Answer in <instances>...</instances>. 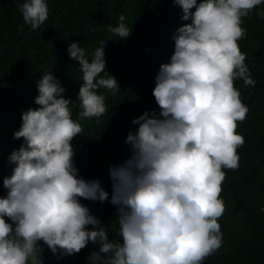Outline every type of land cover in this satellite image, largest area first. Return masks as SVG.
<instances>
[{"label":"clouds","instance_id":"1","mask_svg":"<svg viewBox=\"0 0 264 264\" xmlns=\"http://www.w3.org/2000/svg\"><path fill=\"white\" fill-rule=\"evenodd\" d=\"M172 2L182 9L181 19L191 22L177 28L170 61L155 77L159 111L132 120L138 128L124 141L129 156L108 169L120 239H110L108 226L81 203L108 201L109 193L98 179L79 175L71 141L84 132L80 120L99 122L107 112L99 90L115 95L121 88L105 71V41L91 59L80 42H72L67 52L82 73L77 119L74 101L64 96L52 69L42 73L37 107L21 113L13 138L23 142L10 153L12 172L2 179L7 194L0 197V264H41L38 242L58 258L91 243L88 264H203L222 247L224 169L239 167L237 149L245 140L237 128L249 111L235 81L245 88L257 83L238 44L247 36L242 17L264 0ZM16 6L32 30L48 20L46 0H17ZM257 17L264 19V11ZM125 21L121 14L109 32L129 37Z\"/></svg>","mask_w":264,"mask_h":264},{"label":"trees","instance_id":"2","mask_svg":"<svg viewBox=\"0 0 264 264\" xmlns=\"http://www.w3.org/2000/svg\"><path fill=\"white\" fill-rule=\"evenodd\" d=\"M16 4L17 0H0V197L7 194L2 179L12 172L8 157L23 142V138L14 139L13 132L20 127L21 113L37 107L36 82L42 73L52 69L65 88L64 96L74 101L70 107L73 119H77L82 73L67 48L80 42L91 59L105 41V71L116 78L121 89L115 95L99 90L106 97L107 112L99 122L97 118L80 120L84 132L75 136L71 145L79 175L86 180L98 179L109 193L108 201L82 199L81 203L108 226L110 239L119 240L108 169L129 156V145L124 141L129 131L138 128L132 120L144 111H159L152 94L155 77L160 65L170 61L177 28L191 21L181 19L182 9L172 0H46L48 20L32 30ZM261 11L264 3L249 17H242L247 36L238 44L257 83L254 88H245L242 80L235 81L241 100L249 108L247 118L237 128L245 143L237 149L239 167L224 169L226 179L220 196L225 212L218 219L223 245L203 264H264V19L257 17ZM121 14L132 28L127 38L108 30L109 25H118ZM38 243L42 246L41 264H88L87 257L95 249L89 243L78 254L58 258L43 242Z\"/></svg>","mask_w":264,"mask_h":264}]
</instances>
